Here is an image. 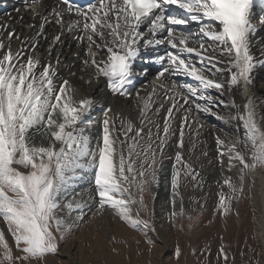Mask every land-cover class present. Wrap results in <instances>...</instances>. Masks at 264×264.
Here are the masks:
<instances>
[{
    "label": "snow or ice",
    "instance_id": "6c2138e0",
    "mask_svg": "<svg viewBox=\"0 0 264 264\" xmlns=\"http://www.w3.org/2000/svg\"><path fill=\"white\" fill-rule=\"evenodd\" d=\"M22 3L23 9L14 7L0 16V219L11 236L10 243L0 229V264H48V257L59 254V244L92 208L95 217L111 212L128 227L143 230L146 243L153 245L147 230L155 233V224L141 213L148 212L145 192L155 201L161 174L166 176L165 186L171 187L167 201L171 226L183 231V223L177 221L187 217L191 229L193 216L185 209L181 189H203L205 179L198 165L209 153L186 159L185 135L186 129L189 135H199L201 115L234 123L237 133L235 140L212 133L221 168L213 214L226 218L234 211V201L245 193L251 196L255 178L249 173L264 169V117L258 118V102L251 93L253 73L264 66V46L259 56L252 51V38L259 30L253 23L256 0ZM172 6L185 16L181 18ZM29 11L30 22L25 23L24 13ZM14 20L27 31H18ZM259 24L264 27V15ZM66 35L77 45L72 58L81 66L79 80L88 85L106 83L102 99L78 98V89L70 82L76 76L71 71L75 64L66 63L63 53ZM152 64L159 66L155 82L141 96L135 85L146 80ZM61 67L69 69V78L61 76ZM178 75L195 83L178 81ZM234 89L242 104L224 99L225 92ZM161 90L167 104L157 105L154 97ZM109 94L112 101L135 103L139 126L114 109ZM97 108L103 113L98 121L91 118ZM162 110L161 126L153 115ZM96 123L100 131L93 146L89 130ZM171 140L174 156L167 153ZM194 148L195 142L188 151ZM84 173L94 174V195L89 192L84 199L77 193L68 199ZM190 200L205 206L196 197ZM180 254L177 244L175 255ZM218 255L228 264L223 245Z\"/></svg>",
    "mask_w": 264,
    "mask_h": 264
},
{
    "label": "rangeland",
    "instance_id": "374dc122",
    "mask_svg": "<svg viewBox=\"0 0 264 264\" xmlns=\"http://www.w3.org/2000/svg\"><path fill=\"white\" fill-rule=\"evenodd\" d=\"M150 75L155 74L151 73ZM152 81L153 79H150L149 83ZM165 83L170 85L171 82L166 81ZM203 120L228 139L235 140L237 138V133L228 127V125L231 126L230 124L221 123L216 119H212V117ZM99 131L100 126L98 123L89 130V134L93 137V146H95ZM36 138L38 141L41 139L39 134ZM174 151V148H171L167 153L169 156H174ZM170 171L171 164L166 161V173L170 174ZM93 175L84 173L83 179L76 181L77 186L73 189L74 192L93 186ZM165 178V174H161L160 186L158 189H154L157 193L154 202L151 195L145 192L148 212H142L141 217L151 220L154 224L157 223V220L160 221L157 223L156 230L160 231L163 227L165 235L169 233L171 239H164L163 236L158 235L157 231L153 233L151 229H148L147 237L154 241V244L149 246L146 243L143 230L138 231L128 227L111 212H106L102 217L92 219V213L95 211L93 210L95 208H92L91 211H87L84 222L79 224L78 228L67 235L66 239L59 244V254L55 257H48V264H53V262L55 264H224L223 258L218 255L221 245L225 247V251L229 254L228 264H249L250 261L255 260H260L261 264H264V250L255 233L251 216L246 220L243 216V213L248 215L252 213L244 199L248 197L247 195L243 197V205L237 206L238 209L230 214V217L237 218V224H234L236 226L228 222L230 217L222 218L213 214L218 191L216 190L213 192L215 199L212 201L213 203L210 202V207H205L200 212L193 211L194 208L187 211L193 216L191 229L188 227L190 222L187 217L177 221L178 224L183 223L184 225V230L179 231L171 226L167 217V213L171 211V207L167 203L171 196V187L170 184L165 186ZM214 185L216 186V182ZM86 192L88 194L91 192L94 195V187ZM153 203L156 210L154 218L152 216ZM177 206H179V200H177ZM237 211L239 212L238 217L236 215ZM158 213H160L161 219L157 216ZM239 228L241 231H239ZM0 229L5 231L6 237L11 243V236L7 233V225L4 224L2 219H0ZM177 244L181 249L179 257L175 255ZM113 248L117 251L113 252ZM242 252L244 255H241ZM32 264H35V261Z\"/></svg>",
    "mask_w": 264,
    "mask_h": 264
},
{
    "label": "bare ground",
    "instance_id": "6f19581e",
    "mask_svg": "<svg viewBox=\"0 0 264 264\" xmlns=\"http://www.w3.org/2000/svg\"><path fill=\"white\" fill-rule=\"evenodd\" d=\"M14 7H20L21 9H23L24 5L20 0H12V1L0 0V16H3V14L5 12H12ZM184 16H185V14H184ZM260 16L261 15H259L257 17L254 16V20L256 19L257 21L253 22L257 25V27L259 29L258 32L255 34V36L252 38L253 39L252 51L256 56H259L261 54V48H262V46H264V27H261L259 24V17ZM30 17H31L30 11L24 13L25 23L30 22ZM13 23L16 26L18 31H24V32L27 31L26 28L21 27V25L18 21L14 20ZM54 27H55V25L49 26L48 31L51 33L53 31ZM191 27H195V26L193 25ZM63 39L65 40V44L63 47L65 62L69 63V64H72V63L75 64V67H72L71 71L75 72L76 76L70 78V82L73 84V87L78 89V98L83 97V96H92V97L97 98V99H102L107 92L106 83L103 80H101L99 83L94 82L92 85H88V84H85L83 81L79 80V77L83 74L79 70L81 66H80L79 61H74L72 58V53L77 51V45L74 41L71 40L70 36L66 35ZM44 47H46V45ZM80 54H81V57H83L84 53L82 50L80 51ZM193 58L196 59L195 57H193ZM136 63H137V65H142L143 61L137 60ZM149 68H150L149 75L151 73L156 75V71L158 70L159 66L152 64L149 66ZM60 72H61L62 77L69 78V75H68L69 69L61 67ZM85 79H87L86 76H85ZM175 79H177L178 81H182V82L195 83V81H193L191 78L184 77V76L178 75L177 77H175ZM168 82H171V81H168ZM151 85L152 84L147 81V78H146V80L141 79L136 83L135 89H139L140 95L144 96V95H146L147 92L151 91ZM213 92H214L213 95H216L215 90H213ZM251 93L256 97L257 102H258V107H257L258 118L264 117V113H263V111H264V66H258L253 73V84L251 86ZM162 95H163V93L161 90L160 95L154 97V99L157 102V105L159 103L167 104V102L162 99ZM107 98L109 101H112V97L110 94L107 96ZM232 98H235V100L238 104H242L244 102V100L241 97V95L239 94V92L236 91L235 89L233 90V93H231V94L228 92H225L224 99H232ZM112 103H113V107L116 111H120L122 113V115L126 118H131L137 124V126H139V123H138L139 113L137 111L135 103L132 100L125 101L123 99H118V100L112 101ZM105 106H107V105H105ZM149 115H153V114L149 113ZM102 116H103V113L99 110V108H97L96 110H94L92 112L91 118L93 120L98 121L99 119H102ZM162 117H163V110L159 116L153 115V119L159 121L161 123V126L163 123ZM207 117H212V119H216L215 117H213L211 115H207V116L201 115L200 116V123L203 125V128L200 130L198 136L197 135H189L188 131L186 129L185 148H184L185 158L186 159H189V158L195 159L196 156H199L200 153L202 151H205V150L208 151V153H209V156L207 159H205L201 156V163H200V165H198V168L201 172V175L205 179L203 189H200V188L193 189L191 187L181 189V192L184 195V205H185L186 211L194 208L195 210L200 212V211H202L203 208L210 207V202H212L215 199L213 192L218 190L217 183H216V186L214 185V183L221 178V176H220L221 168H220V165L215 160L216 145H215V139L212 135L213 132L218 133V131H216L214 128H212L210 125H208L203 120V119H206ZM218 121L221 123H225V122L220 121V120H218ZM176 125H177V122L173 121L172 126L176 127ZM230 125L231 126L228 125V127H230L231 129H233L235 131V124L233 123ZM117 127H119V123L117 124ZM153 132L155 134V129H153ZM192 132L193 133L196 132L195 126H193ZM218 134H220V133H218ZM220 135L222 137H225L222 134H220ZM225 138H227V137H225ZM119 139L123 140L124 137L120 136ZM229 140H231V139H229ZM193 142H195V148L193 149V152L190 153L188 151V149L190 147H192ZM169 143L172 146L167 148V152L171 148H174L175 140H171V141H169ZM174 150H175V148H174ZM249 176L255 178V186L252 189L251 196L249 197L248 194L245 193V195H247L248 197H245L244 199L247 202V206L251 209L252 213H251V215L243 213V216L245 217V220H246V218L251 216V221L253 222L255 233H256L259 241L261 242V247L264 250V169H258L254 173H249ZM92 188H93V186L91 185L90 188L86 187L85 189L79 190L78 192H74V190L72 189L68 193V199H71L77 193L82 194V198L87 199V196L89 194L86 191H90V190H92ZM225 190H227V189L225 188ZM190 197L198 198L201 201V203L205 204V206L201 207L200 204L192 203L190 200ZM243 203H244L243 198L240 199L239 202L234 201L233 202V209H234L233 212H235L239 206H242ZM178 207L179 206H177V209H178ZM93 210H95V209H93ZM94 212L95 211H93V213ZM93 213H92V215H93ZM159 215H160V213L157 214V216H159ZM162 215H163V213H162ZM110 216H109V218H110ZM228 217H230V215H228ZM109 218H107V219H109ZM161 218L162 217L159 216V219H161ZM92 219H97V218L93 215ZM112 219H113V217H112ZM237 221L238 220L235 217L228 218V222L232 223L233 226H236L234 224H237ZM158 222H160V221L157 220V223ZM243 222H247V221H243ZM157 223H155V228H157ZM240 223H242V222H240ZM96 224H97V222H96ZM98 225H100V224H98ZM162 228L161 229L159 228L160 231L156 230L158 235H161L160 237L163 236L164 239H171L170 238L171 235H170V237H169V233H167V235H165V231H164L165 229L163 230ZM107 229H106V231H107ZM239 231H241L240 228H239ZM121 234L124 235L123 233H121Z\"/></svg>",
    "mask_w": 264,
    "mask_h": 264
}]
</instances>
